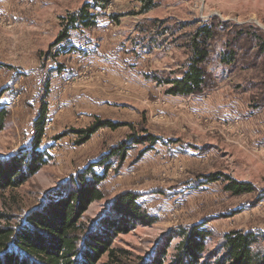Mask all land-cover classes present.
<instances>
[{
  "label": "rangeland",
  "instance_id": "obj_1",
  "mask_svg": "<svg viewBox=\"0 0 264 264\" xmlns=\"http://www.w3.org/2000/svg\"><path fill=\"white\" fill-rule=\"evenodd\" d=\"M85 3L97 15L90 28L70 23ZM206 23L217 31L209 87L196 96L166 95L162 81L184 69L185 45ZM250 27L264 37V0H0V165L23 163L39 117L46 159L32 177L17 176L0 191V227L21 229L79 170L128 134L146 133L156 143L115 161L100 183L103 199L80 219L88 225L119 195H138L154 220L114 237L118 264H151L163 253L169 263L178 231L195 225L210 233L204 257L233 230L254 232L253 248L264 251V52L245 38L227 46L231 33ZM228 53L231 64L222 61ZM95 117L133 129H100L76 145L73 131ZM212 173L255 191L233 196L221 182L202 184Z\"/></svg>",
  "mask_w": 264,
  "mask_h": 264
},
{
  "label": "trees",
  "instance_id": "obj_2",
  "mask_svg": "<svg viewBox=\"0 0 264 264\" xmlns=\"http://www.w3.org/2000/svg\"><path fill=\"white\" fill-rule=\"evenodd\" d=\"M91 8L93 5L83 4L79 11L70 15V23H77L82 28L93 27L97 15L90 12ZM216 32L214 23H206L190 36L185 45L188 57L184 69L176 77L162 81L166 85V95L196 96L209 87L206 64ZM241 38L257 42L264 52V37L253 27L231 33L227 46ZM228 54L222 56V61L231 64L234 62V53ZM42 119L39 117L34 124L38 137L23 163L19 166L16 160H12L0 165V191L15 185L13 179L17 176L30 178L45 165V155L38 150ZM4 121L0 110V131L4 129ZM121 127L133 129L132 124L127 122L95 117L87 127L73 131L77 138L75 144H85L100 129L115 131ZM156 140L151 134H128L99 159L73 175L69 184L54 194L43 210L27 215L21 229L0 227V264H118L120 258L111 249L114 237L128 232L138 223L152 224L154 220L138 201V195L128 192L119 195L111 204L110 212L88 225L81 223L80 219L93 202L103 199L100 183L105 180L115 161L122 163L127 151L146 143L153 145ZM147 150L148 147H145L138 156L141 157ZM214 182H221L223 190L233 196L255 191L251 183L237 181L226 174L203 176L202 184ZM0 218L5 216L0 214ZM177 236L180 240L167 264H264V251L253 248L259 237L252 231L233 230L224 234L217 249L208 257H204V254L210 233L204 229V225L181 229ZM220 253L221 256L217 258ZM165 257L166 253H163L151 264H164Z\"/></svg>",
  "mask_w": 264,
  "mask_h": 264
}]
</instances>
